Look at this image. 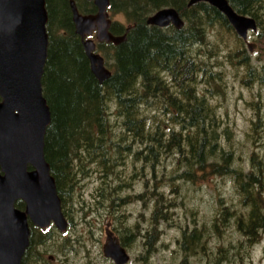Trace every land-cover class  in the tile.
<instances>
[{
    "label": "trees",
    "instance_id": "1",
    "mask_svg": "<svg viewBox=\"0 0 264 264\" xmlns=\"http://www.w3.org/2000/svg\"><path fill=\"white\" fill-rule=\"evenodd\" d=\"M69 1L45 0L48 48L41 77L42 94L51 117L44 138V155L61 202L72 193L76 180L98 171L104 174L103 178L108 173L117 176L118 184L111 186L115 191L110 197L112 210L127 199L144 201L145 192L129 198L122 196L121 173L116 175L108 170L123 167L128 158L133 163L150 162L153 169L164 156L172 154L178 165L184 162L179 179L193 181L196 177L197 182L210 174L230 181L236 202L217 191L216 213L209 225L220 232L228 226L222 222L224 214L241 212L234 217L237 230L248 240L247 247L257 243L264 236V161L255 143L263 123L260 103L254 104V118L250 122L255 148L247 153L248 163L243 166L235 163L229 126L219 117L207 94L209 87L218 96L225 93L228 67L241 72L243 85L257 83L264 88L261 57L250 54L225 16L205 2L188 6L189 0H109L110 15L124 19H113L110 30L114 35L126 34V38L117 45L97 42L96 51L111 70L110 77L100 83L92 74L81 39L75 33ZM227 2L236 12L255 19L256 36L264 41V0ZM165 7L177 10L182 27L146 23L149 15ZM94 11L90 3L88 13ZM219 30L235 38L232 48L220 45ZM212 53L220 55V60H206ZM168 80L175 88L174 94L168 91ZM152 110L156 112L150 115ZM167 113L171 116L165 119ZM204 179L208 181L207 177ZM158 181L154 175L148 191L154 204L155 223L165 219V212L176 205L164 197ZM100 197L104 194L100 193ZM23 206L22 201L16 202V207ZM114 213L115 221L121 214ZM206 226L207 222H203L193 233L184 232L182 249H196L204 254ZM31 227L34 226L30 224V231ZM51 229L44 233L49 235ZM155 234L154 231L152 236ZM120 240L124 247L132 240V231L125 230ZM31 242L30 234L21 264L34 262ZM183 264L189 263L184 259Z\"/></svg>",
    "mask_w": 264,
    "mask_h": 264
},
{
    "label": "rangeland",
    "instance_id": "2",
    "mask_svg": "<svg viewBox=\"0 0 264 264\" xmlns=\"http://www.w3.org/2000/svg\"><path fill=\"white\" fill-rule=\"evenodd\" d=\"M111 19L124 22L123 17L119 15H111ZM233 32L240 38L235 31ZM218 34L222 39L218 40L220 45L230 48L235 45V38L225 31L219 30ZM245 45L250 54L260 56L264 62V41L256 36V32L248 34ZM210 56L206 60L213 62L220 60V55L212 53ZM257 64L255 61V65ZM224 82L226 89L223 95L218 96L213 87H209L207 95L215 104L219 117L229 126L235 163L243 166L244 163L247 164V153L255 148L250 136V122L254 118L253 108L256 102L260 103L263 123L256 135L255 143L259 145L257 149L264 161V88H260L257 83L243 85L241 72L231 67L227 68ZM166 85L168 91L174 94L175 88L170 80ZM168 109L175 111L172 107ZM155 112L150 111V115ZM169 116L171 115L167 113L164 118ZM109 164L111 165V162ZM183 166L184 162L178 165L177 157L172 154L164 156L153 169L150 162L133 163L129 158L123 167H117L115 170L116 166H113L108 172L115 171L116 175L121 173L124 186L122 196L129 198L136 193L145 192L144 201L127 199L114 210L110 205V197H113L115 192L111 186L118 184L117 176L113 177L108 173L103 178L104 174L98 171L76 180L72 193L65 195L64 201L61 202L68 233L64 235L54 225L49 235L40 228H31L30 248L33 252V264H51V258L55 260L54 264H115L111 258L103 254V246L107 242V229L113 232L118 241H121L125 230L132 231V240L124 246L130 256L127 264H183L184 259L189 264H264V236L262 238L260 236L254 245L246 246L248 240L237 230L234 219L235 215L241 212L224 214L222 222L228 223V226H223L220 232L209 225L210 219L216 213L214 209L217 191L225 199L231 196L236 202L230 181L210 174L204 175L208 181L199 178L196 182V177L193 181L179 179L178 174L183 172ZM154 175L160 180L157 185L161 184L164 197L176 204L165 212V219H159L157 223L152 212L154 204L148 194L153 185ZM262 179L264 180V177ZM157 190H160L159 187ZM100 193L104 194L103 198L100 197ZM114 212L121 214L115 221L113 218H117V215ZM203 222H207L203 232L205 253L197 252L196 249H182L183 233H193L196 226L201 227ZM154 231L155 237L152 236Z\"/></svg>",
    "mask_w": 264,
    "mask_h": 264
},
{
    "label": "water",
    "instance_id": "3",
    "mask_svg": "<svg viewBox=\"0 0 264 264\" xmlns=\"http://www.w3.org/2000/svg\"><path fill=\"white\" fill-rule=\"evenodd\" d=\"M72 21L90 64L102 83L111 75L104 58L96 52L92 38L115 45L124 35L110 32L109 0H93L95 14L82 15L73 0ZM205 2L219 10L247 41L257 30L253 17L236 12L227 0H189L188 6ZM48 21L45 0H0V264H21L29 246L30 224L46 229L53 224L66 231L61 200L50 165L45 159V133L50 110L42 94L41 77L47 58ZM148 25L180 28L177 10L165 7L146 19ZM22 201L23 209L16 207ZM103 254L115 264H125L129 256L118 241L107 236Z\"/></svg>",
    "mask_w": 264,
    "mask_h": 264
},
{
    "label": "flooded vegetation",
    "instance_id": "4",
    "mask_svg": "<svg viewBox=\"0 0 264 264\" xmlns=\"http://www.w3.org/2000/svg\"><path fill=\"white\" fill-rule=\"evenodd\" d=\"M71 1V0H70ZM69 1V3H70V9H71V2ZM74 1V3H75V5H76V7H77V9H78V11H79V13L80 14H82V15H89V14H95L96 12H97V7L94 5V3H93V0H73ZM90 3H92L93 4V6L95 7V11L94 12H92V13H88V7H89V5H90ZM108 9H109V6L107 7V12H108ZM71 14H72V11H71ZM108 17H109V19L111 20V24H112V19H111V17H110V13L108 12ZM73 22V21H72ZM111 24H110V28H111ZM73 25H74V23H73ZM110 28H109V30H110ZM74 30H75V27H74ZM111 31V30H110ZM76 33V32H75ZM78 35V34H77ZM122 35H124V34H122ZM126 35V34H125ZM79 36V35H78ZM80 37V36H79ZM91 38H94V39H96V30H93V33H92V35H91ZM96 42H98L97 40H96ZM33 226V225H32ZM31 228H38V227H31ZM67 233H68V231H67ZM108 235H110L112 238H114V239H116L117 241H118V238L116 237V236H114V234H113V232L111 231V230H109V229H107L106 230V236H108ZM118 243H120V241H118ZM123 247V246H122ZM124 249H125V251L127 252V254H129L128 253V251H127V249L125 248V247H123ZM129 256V255H128ZM129 259H130V256H129ZM54 261L55 260H53L52 258H51V264H54ZM128 263V262H127ZM126 263V264H127Z\"/></svg>",
    "mask_w": 264,
    "mask_h": 264
}]
</instances>
